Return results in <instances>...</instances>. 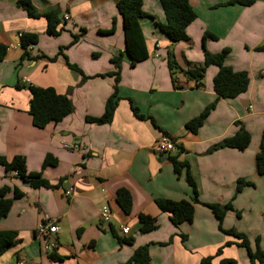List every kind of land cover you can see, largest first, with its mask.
Segmentation results:
<instances>
[{
	"label": "crops",
	"instance_id": "1",
	"mask_svg": "<svg viewBox=\"0 0 264 264\" xmlns=\"http://www.w3.org/2000/svg\"><path fill=\"white\" fill-rule=\"evenodd\" d=\"M118 1L32 0L41 13L57 9L62 17L70 16L61 23V34L50 36L44 17H29L17 0H0V44L7 47L0 61V156L11 160L22 155L28 171L42 172L44 179L58 184L55 188L27 185L0 164V188H11L9 197L16 187L24 192L0 219V230L19 234L18 242L0 255V264H124L145 244L149 245L152 264H206L208 257L211 264H220L223 259L250 264L246 248L236 243L226 245L237 239L219 230L207 206L196 204L193 221L178 226L172 223L169 212L158 207L157 198L189 199L192 190L185 170L177 174L168 159L177 149L159 156L153 145L162 134L174 137L183 149L178 159L188 161L200 201H231L234 210L226 214L223 227L245 233L253 249L260 237L264 248V174L258 173L256 166L264 133V52L255 50L264 40V0H255L250 6L220 5L229 0H190L197 17L187 27L189 38L178 42L158 29L156 22H165L160 0H143L145 12L153 17L140 20L149 55L135 65L124 52ZM114 19L115 30L108 32ZM24 32L40 36L29 48L32 58L22 59L20 34ZM205 32L217 36L206 40L208 51L229 48L225 63L249 72V88L237 97L217 99L213 85L219 69L216 65L207 66L202 79L190 74L205 63ZM62 47H66L67 59L89 78L83 80V74L70 68L62 55L55 61L48 59ZM169 52L177 64L174 71ZM121 53L116 83V75L102 74L116 70L111 59ZM26 79L28 84L23 82ZM115 84L120 98L112 121H87L88 116L104 114ZM29 85L52 86L67 94L74 111L58 123L36 127L29 112ZM216 100L203 125L196 133L190 132L186 123ZM133 106L144 118L135 115ZM241 125L251 134L246 149H213ZM49 154L57 163L43 168ZM240 178L253 185L235 195ZM69 188L73 190L67 195ZM120 188L132 197L128 214L117 201ZM105 204L112 211L107 224L100 219ZM139 214L155 218L156 227L141 232ZM44 217L60 227L53 252L45 248V239L36 231ZM123 225L129 227V233H122ZM119 238L134 240L132 244L120 243Z\"/></svg>",
	"mask_w": 264,
	"mask_h": 264
},
{
	"label": "trees",
	"instance_id": "2",
	"mask_svg": "<svg viewBox=\"0 0 264 264\" xmlns=\"http://www.w3.org/2000/svg\"><path fill=\"white\" fill-rule=\"evenodd\" d=\"M255 3V0H229L226 4H241L244 6H250ZM17 5L24 10L31 18L44 17L47 22V34L50 36H58L61 34L63 27H60L61 23L65 20V16L62 17V13L53 9L44 13L38 11L32 0H17ZM160 5L165 14V22H156L158 29L163 32L173 42L181 40H187L189 38L187 34V27L196 19L197 14L190 3V0H160ZM119 13L123 18L124 32H125V49L124 52L129 56L131 65H135L146 59L149 55L146 39L141 27L140 20L144 17H151L143 8V0H119L117 2ZM115 19L113 27L108 32H114ZM208 38L217 39V36L211 32H205L202 37L203 47L205 49V63L203 66L196 69L197 71H190V74H197L198 78L202 79L205 68L209 65L218 66V72L216 73L213 85L214 90L217 93V99L219 98H234L241 93L247 91L250 84L249 72L246 70H235L232 66L225 63V57L229 53V48L223 49L221 52L213 53L206 49L205 42ZM40 36L36 32H24L20 36V44L24 49L22 59L32 58L29 48L35 46L39 42ZM62 47L60 51L52 56L48 57L49 60L55 61L57 58L64 55ZM7 47L0 44V61L6 54ZM255 50L264 52V40L255 47ZM45 56V55H42ZM123 53L114 56L111 62L115 65L116 70L102 74V76L116 75V83L119 81L120 68L122 62ZM40 57L39 55L35 58ZM46 57V56H45ZM67 64L70 68L77 70L83 74V80L89 78L84 75L81 68L78 65L71 63L67 59ZM169 65L170 69L174 71L177 68L176 61L173 58L171 52H169ZM22 85H18L21 87ZM31 92L30 99V114L32 115L33 124L38 128H44L49 123H58L62 121L66 116L74 111V105L71 98L67 94H61L56 91L52 86L42 87L37 85L28 86ZM118 87L114 86L112 95L107 99L105 105L104 114L100 117L88 116L87 121L91 123L104 124L112 121L118 100ZM217 100L205 107V109L196 117L192 118L186 123V127L190 132L196 133L198 129L203 125L205 119L210 112L215 108ZM133 111L139 118H144V115L139 114L138 109L133 106ZM155 124L154 120L152 119ZM237 125V124H236ZM251 142V134L244 127L240 126L237 132L229 137L224 138L220 142L213 146V149L220 147H232L239 150L246 149ZM182 147L177 145V153L175 155H169L168 159L171 161L174 170L177 174H182L185 170V179L192 190V196L189 199L172 200L168 198L159 197L156 199L158 207L164 211L170 213V219L176 226L183 222H192L194 219L195 205L202 203L210 208L214 216L218 221L219 230L229 236L237 239L236 242L228 241L226 245L236 243L237 245L247 249L250 264L264 263V248L261 246V238H256V247L252 248L249 237L238 231L235 228L226 229L223 227V221L229 210H234V205L231 201L228 203H206L201 202L199 199V193L196 181L190 171V165L186 160H179V153L182 152ZM57 160L52 155H47L43 168L47 166L56 165ZM0 164L5 167L7 171H12L16 176L20 177L24 181H30L33 187H47L55 188L58 184H52L50 181L42 177V172L28 171L26 166V159L22 155H16L13 159L8 160L4 156H0ZM256 166L257 171L260 174H264V133L261 140L260 151L256 154ZM253 185V182L240 178L237 181V192L244 189L245 186ZM12 189L9 187L0 188V219L6 217L13 205L16 198L24 196V192L19 188L13 189V196L9 197L8 193ZM117 201L122 209L128 214L132 209V197L130 192L125 188H120L117 191ZM240 216V213H237ZM140 230L143 233L149 232L156 227L155 218L146 214H139ZM18 232L15 230H0V255L3 254L8 248L16 244L19 240ZM133 238H119V242L133 243ZM53 252V251H52ZM222 252V248L218 250V254ZM54 257V253H52ZM211 257L205 258L204 263L211 264ZM124 264H152L149 251V245L145 244L135 249L133 255ZM220 264H236L234 259H223Z\"/></svg>",
	"mask_w": 264,
	"mask_h": 264
},
{
	"label": "built area",
	"instance_id": "3",
	"mask_svg": "<svg viewBox=\"0 0 264 264\" xmlns=\"http://www.w3.org/2000/svg\"><path fill=\"white\" fill-rule=\"evenodd\" d=\"M65 20H69L70 16L68 14L65 15ZM21 36V34H20ZM28 84L30 82L29 79L23 81ZM71 146V145H70ZM73 147H77V145H72ZM177 149V141L174 137L169 134H162L159 139H157L153 145V151L159 156H167L169 153L174 152ZM17 174V172H15ZM73 188H69L66 191L67 195H70ZM100 219L102 223H109L112 219V211L109 205L105 204L102 206L100 210ZM37 234L45 239V248L47 250L53 251L57 246V241L55 239V234L60 231V227L49 217H44L40 220L36 228ZM121 231L123 234L129 233L128 226H121ZM17 264H21L19 261Z\"/></svg>",
	"mask_w": 264,
	"mask_h": 264
},
{
	"label": "rangeland",
	"instance_id": "4",
	"mask_svg": "<svg viewBox=\"0 0 264 264\" xmlns=\"http://www.w3.org/2000/svg\"><path fill=\"white\" fill-rule=\"evenodd\" d=\"M237 187V186H236ZM246 188V187H245ZM242 191H240V192H237V188H236V191H235V195H237V194H240ZM230 211V210H229ZM240 217V216H239Z\"/></svg>",
	"mask_w": 264,
	"mask_h": 264
},
{
	"label": "water",
	"instance_id": "5",
	"mask_svg": "<svg viewBox=\"0 0 264 264\" xmlns=\"http://www.w3.org/2000/svg\"><path fill=\"white\" fill-rule=\"evenodd\" d=\"M29 183H30L29 181H26V184H27V185H29Z\"/></svg>",
	"mask_w": 264,
	"mask_h": 264
}]
</instances>
